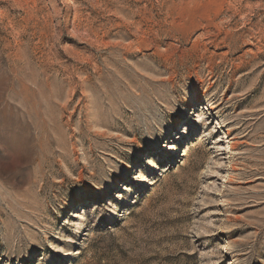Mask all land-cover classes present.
I'll list each match as a JSON object with an SVG mask.
<instances>
[{
    "label": "rangeland",
    "instance_id": "rangeland-1",
    "mask_svg": "<svg viewBox=\"0 0 264 264\" xmlns=\"http://www.w3.org/2000/svg\"><path fill=\"white\" fill-rule=\"evenodd\" d=\"M0 264H264V0H0Z\"/></svg>",
    "mask_w": 264,
    "mask_h": 264
},
{
    "label": "bare ground",
    "instance_id": "bare-ground-1",
    "mask_svg": "<svg viewBox=\"0 0 264 264\" xmlns=\"http://www.w3.org/2000/svg\"><path fill=\"white\" fill-rule=\"evenodd\" d=\"M211 108H215V105H213ZM228 149H230V150L235 149V146L230 143ZM104 196H105V192L102 193V197H104Z\"/></svg>",
    "mask_w": 264,
    "mask_h": 264
}]
</instances>
